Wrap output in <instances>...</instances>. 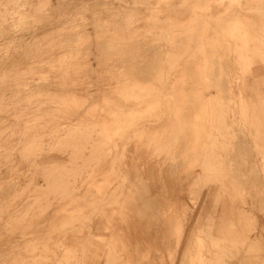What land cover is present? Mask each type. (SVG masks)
<instances>
[{
	"label": "rangeland",
	"instance_id": "374dc122",
	"mask_svg": "<svg viewBox=\"0 0 264 264\" xmlns=\"http://www.w3.org/2000/svg\"><path fill=\"white\" fill-rule=\"evenodd\" d=\"M263 258L264 0H0V264Z\"/></svg>",
	"mask_w": 264,
	"mask_h": 264
},
{
	"label": "bare ground",
	"instance_id": "6f19581e",
	"mask_svg": "<svg viewBox=\"0 0 264 264\" xmlns=\"http://www.w3.org/2000/svg\"><path fill=\"white\" fill-rule=\"evenodd\" d=\"M171 1V0H170ZM87 2V1H86ZM95 4V3H94ZM139 7V6H138ZM162 7V6H161ZM171 7V6H170ZM169 7V8H170ZM162 9V8H161ZM164 9V8H163ZM160 10V9H159ZM164 13V12H163ZM165 16V15H164ZM163 16V17H164ZM161 18V17H160ZM166 19V18H165ZM47 24V23H46ZM30 30V29H29ZM29 37V36H28ZM91 41H93V40H91ZM89 42V41H88ZM20 43V42H19ZM90 44H91V42H90ZM101 46V45H100ZM114 46V45H113ZM102 47H104V46H102ZM106 48V47H105ZM104 48V49H105ZM120 47L118 46V49H119ZM149 49H150V47H148ZM219 49V48H218ZM110 50H111V48H110ZM151 50V49H150ZM100 51V50H99ZM158 51V50H157ZM216 51V50H215ZM221 51V50H220ZM108 52V51H107ZM217 52H218V50H217ZM223 52V51H222ZM159 53V52H158ZM152 54H154V53H152ZM92 55H93V53H92ZM135 55V54H134ZM155 55V54H154ZM106 56H107V54H106ZM217 56V55H216ZM94 57V56H93ZM134 58H135V56H133ZM141 57V56H140ZM150 57V56H149ZM225 57V56H224ZM139 57L137 56V59H138ZM157 58V57H156ZM155 58V56H154V59H156ZM199 58V57H198ZM211 58V57H210ZM143 59H144V57H143ZM127 60V59H126ZM133 60V59H132ZM149 60V59H148ZM158 60V59H157ZM226 60V59H225ZM137 61V60H136ZM152 61V60H151ZM153 61H155V60H153ZM159 61V60H158ZM216 61V60H215ZM229 61V60H228ZM147 62V61H146ZM150 62V61H149ZM196 62V61H195ZM143 63H145V62H143ZM143 63H142V65H143ZM152 63V62H151ZM155 63V62H154ZM218 63V62H217ZM149 64V63H148ZM220 64V63H219ZM132 65V64H131ZM149 65H151V64H149ZM192 65V63L190 62V66ZM232 65V64H231ZM128 66V65H127ZM189 66V65H188ZM222 66V65H221ZM224 66V65H223ZM220 67V66H219ZM44 68V67H43ZM89 68V67H88ZM141 68V67H140ZM155 68V67H154ZM158 68V67H157ZM224 68V67H223ZM116 69V68H115ZM138 69V68H137ZM151 69V68H150ZM215 69H217V68H215ZM220 69V68H219ZM222 69V68H221ZM218 70V69H217ZM191 71V70H190ZM214 71H216V70H214ZM124 72V71H123ZM142 72V71H141ZM194 72V71H193ZM196 72V71H195ZM232 72V71H231ZM139 73V72H138ZM219 73V72H218ZM233 73V72H232ZM192 74V73H191ZM139 76H141V75H139ZM217 76V75H216ZM223 77V76H222ZM214 78V77H213ZM212 78V79H213ZM140 79H141V77H140ZM146 79V78H145ZM193 79V78H192ZM147 80V79H146ZM152 81V80H151ZM220 81V80H219ZM96 82V81H95ZM94 83V82H93ZM223 84V83H222ZM42 86V85H41ZM93 86V85H92ZM223 86V85H222ZM191 87V86H190ZM188 88V87H187ZM61 89V88H60ZM188 99H190V98H188ZM90 101V100H89ZM189 101V100H188ZM191 101V100H190ZM188 105H189V103H188ZM86 106V105H85ZM111 109V108H110ZM250 111V110H249ZM185 112V111H184ZM184 112H183V114H184ZM79 113V112H78ZM186 113V112H185ZM189 117V116H188ZM187 118V117H186ZM189 120V119H188ZM252 132V131H251ZM245 136V135H244ZM246 138V137H245ZM247 145H248V143H247ZM254 149V148H253ZM248 151V150H247ZM179 153V152H178ZM252 153V152H251ZM177 156V155H176ZM179 158H181V157H179ZM236 160V159H235ZM179 162V161H178ZM237 162V161H236ZM178 164V163H177ZM184 165V164H183ZM185 166V165H184ZM107 169V168H106ZM255 169V168H254ZM173 170V169H172ZM244 170V169H243ZM153 171V170H152ZM135 172V171H134ZM136 172H139V171H136ZM177 173V172H176ZM139 176V175H138ZM136 177V176H135ZM133 179V178H132ZM251 179V178H250ZM134 181V180H133ZM234 181V180H233ZM238 181V180H237ZM252 181V180H251ZM145 183V182H144ZM233 183V182H232ZM239 183V182H238ZM143 183H141V185H142ZM11 187V186H10ZM9 187V188H10ZM13 187V186H12ZM146 187V186H145ZM143 188H144V184H143ZM146 188H148V187H146ZM4 190V189H3ZM10 190V189H9ZM12 190V189H11ZM152 190V189H151ZM258 190V189H257ZM5 191V190H4ZM2 192V191H1ZM143 192V191H142ZM5 193V192H4ZM136 193V192H135ZM147 193V192H146ZM145 193V194H146ZM127 195H129V194H127ZM140 196V195H139ZM143 197H144V194L142 195ZM153 197V196H152ZM254 197V196H253ZM137 198H138V195H137ZM140 198V197H139ZM129 199V198H128ZM130 200V199H129ZM138 200V199H137ZM154 200V199H153ZM147 201V203H148V200H146ZM121 202H123V201H121ZM140 202V201H139ZM145 202V201H144ZM83 203V202H82ZM152 203H154V202H152ZM156 203V202H155ZM125 204V203H124ZM121 205V204H120ZM130 205V204H129ZM139 205V204H138ZM141 205V204H140ZM145 204H143V206H144ZM128 206V205H127ZM153 206V205H152ZM138 207H141V206H138ZM147 207V206H146ZM145 207V208H146ZM150 207V206H149ZM151 209V208H150ZM158 208H156V210H157ZM160 209V208H159ZM149 210V209H148ZM144 211H146V210H144ZM115 213V212H114ZM238 213V212H237ZM251 214V213H250ZM45 216H47V215H45ZM154 216H156V215H154ZM162 217V216H161ZM246 218V217H245ZM240 221V220H239ZM250 221V220H249ZM158 222V221H157ZM41 223V222H40ZM35 224H37V223H35ZM144 224V223H143ZM243 224V223H242ZM58 225V224H57ZM246 225V224H245ZM250 225V224H249ZM248 225V226H249ZM146 226V225H145ZM252 228V227H251ZM255 228V227H254ZM48 229V228H47ZM253 232V231H252ZM37 233V232H36ZM146 233V232H145ZM163 233V232H162ZM136 234V233H135ZM145 235V234H144ZM158 235V234H157ZM140 236V235H139ZM146 236V235H145ZM161 236V235H160ZM164 236V235H163ZM38 238V237H37ZM161 238V237H160ZM142 239V238H141ZM158 239V238H157ZM30 240V239H29ZM147 240V239H146ZM22 241H24L23 239H22ZM140 241V240H139ZM152 241V240H151ZM142 242V241H141ZM148 242V241H147ZM155 242H157V241H155ZM159 242V241H158ZM168 242V241H167ZM136 243V242H135ZM134 243V244H135ZM160 243V242H159ZM250 243V242H249ZM22 244V243H21ZM193 244V243H192ZM144 245V244H143ZM253 245V244H252ZM9 246V245H8ZM161 246V245H160ZM167 246V245H166ZM137 247V246H136ZM173 247V246H172ZM191 247V246H190ZM136 249V248H135ZM140 249H141V247H140ZM29 250V249H28ZM137 250H139V249H137ZM144 250V249H143ZM153 250V249H152ZM138 253H139V251H138ZM156 253V252H155ZM162 253V252H161ZM187 254V253H186ZM139 255H140V253H139ZM151 255V254H150ZM155 255V254H154ZM155 257H157V256H155ZM184 257V256H183ZM246 257V256H245ZM253 257V256H252ZM125 258V257H124ZM166 258V257H165ZM187 258V257H186ZM188 258H189V256H188ZM249 259V258H248ZM264 259V258H263ZM151 260V259H150ZM156 260V259H155ZM187 260V259H186ZM228 260V259H227ZM242 260V259H241ZM148 261V260H147ZM185 261V260H184ZM188 261V260H187ZM240 261V260H239ZM243 261V260H242ZM186 262V261H185ZM228 262V261H227ZM245 262V261H244ZM256 262V261H255ZM259 262V261H258ZM147 263V262H146ZM152 263H153V261H152ZM239 263H241V262H239ZM261 263V262H260ZM144 264V263H143ZM158 264V263H157ZM164 264V263H163ZM254 264V263H253ZM259 264V263H258Z\"/></svg>",
	"mask_w": 264,
	"mask_h": 264
}]
</instances>
